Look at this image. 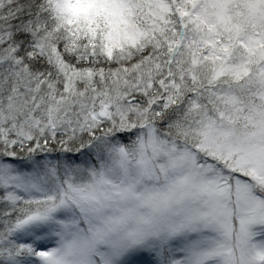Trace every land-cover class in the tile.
Here are the masks:
<instances>
[{
    "label": "snow or ice",
    "instance_id": "1",
    "mask_svg": "<svg viewBox=\"0 0 264 264\" xmlns=\"http://www.w3.org/2000/svg\"><path fill=\"white\" fill-rule=\"evenodd\" d=\"M0 264H264V0H0Z\"/></svg>",
    "mask_w": 264,
    "mask_h": 264
}]
</instances>
